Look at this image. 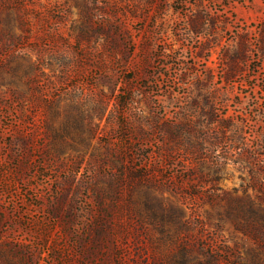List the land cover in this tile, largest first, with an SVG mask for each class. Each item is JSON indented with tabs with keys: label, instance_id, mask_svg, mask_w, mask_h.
<instances>
[{
	"label": "rangeland",
	"instance_id": "obj_1",
	"mask_svg": "<svg viewBox=\"0 0 264 264\" xmlns=\"http://www.w3.org/2000/svg\"><path fill=\"white\" fill-rule=\"evenodd\" d=\"M0 264H264V0H0Z\"/></svg>",
	"mask_w": 264,
	"mask_h": 264
}]
</instances>
